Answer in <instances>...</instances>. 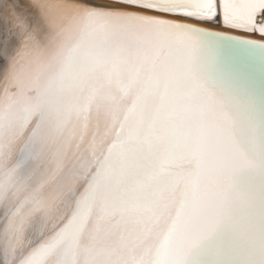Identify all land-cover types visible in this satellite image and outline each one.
<instances>
[{
  "label": "snow or ice",
  "instance_id": "6c2138e0",
  "mask_svg": "<svg viewBox=\"0 0 264 264\" xmlns=\"http://www.w3.org/2000/svg\"><path fill=\"white\" fill-rule=\"evenodd\" d=\"M193 21L264 0H0V264H264V88L206 55L264 43Z\"/></svg>",
  "mask_w": 264,
  "mask_h": 264
},
{
  "label": "bare ground",
  "instance_id": "6f19581e",
  "mask_svg": "<svg viewBox=\"0 0 264 264\" xmlns=\"http://www.w3.org/2000/svg\"><path fill=\"white\" fill-rule=\"evenodd\" d=\"M23 2L28 3L29 0H23ZM45 2L59 6L79 3L80 0H45ZM193 23L206 31H215L220 36L235 37L239 40L252 39L257 43H264V36H261L258 31L247 32L216 23L200 24L194 21ZM2 40L3 32L0 30V41ZM231 43L224 41L223 48L220 50L210 49L206 55L217 61L223 73L251 84L259 92L264 88V49L251 46L242 48L237 44L231 45Z\"/></svg>",
  "mask_w": 264,
  "mask_h": 264
},
{
  "label": "water",
  "instance_id": "95a60500",
  "mask_svg": "<svg viewBox=\"0 0 264 264\" xmlns=\"http://www.w3.org/2000/svg\"><path fill=\"white\" fill-rule=\"evenodd\" d=\"M237 40H239V39H237ZM235 44H236L235 42H232V43H231V45H235Z\"/></svg>",
  "mask_w": 264,
  "mask_h": 264
}]
</instances>
